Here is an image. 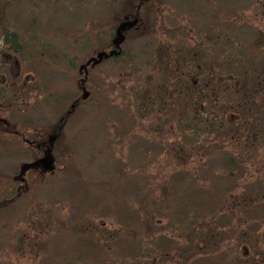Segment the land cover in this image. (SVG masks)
I'll return each instance as SVG.
<instances>
[{
    "label": "rangeland",
    "instance_id": "374dc122",
    "mask_svg": "<svg viewBox=\"0 0 264 264\" xmlns=\"http://www.w3.org/2000/svg\"><path fill=\"white\" fill-rule=\"evenodd\" d=\"M160 2L83 100L80 65L138 3L0 0V73L13 55L36 78L0 83V264H264V0ZM198 61L221 76L206 124L185 74ZM62 115L55 172L7 201L25 139Z\"/></svg>",
    "mask_w": 264,
    "mask_h": 264
},
{
    "label": "flooded vegetation",
    "instance_id": "af4514ba",
    "mask_svg": "<svg viewBox=\"0 0 264 264\" xmlns=\"http://www.w3.org/2000/svg\"><path fill=\"white\" fill-rule=\"evenodd\" d=\"M120 1V0H119ZM151 0H135L136 3H133L135 7L138 9L137 13L134 14L133 17L129 15L125 20L122 21H114L110 24V27L112 29L113 36L111 37V41L109 45L100 46L96 49L95 54L93 57H90L86 62H90L85 69H80L79 67V74L82 76L79 78L78 81L79 88L82 91L88 90L94 88L96 86L95 78H93V71H95L96 68H98L100 65H104V63H107L109 61L118 60L125 55V45L126 41L128 40V35L126 32L128 30L131 31H145L146 28L139 27V22H141L139 16L141 9L149 6ZM161 0H158L159 4ZM154 4L156 1H153ZM152 4V5H154ZM122 25H127L124 30H119ZM202 28V29H201ZM195 28L189 29L188 32L193 33ZM201 29V30H200ZM205 29L202 27L198 28L199 33L202 34V32ZM116 33V34H115ZM197 33V32H194ZM114 34L116 36H114ZM126 34V35H125ZM220 38V37H219ZM116 39V40H115ZM100 52L107 53L106 55H109V58L103 59V61L100 64H96L95 62L97 59L96 56ZM10 59H14L16 68L14 70L13 67L8 65H4L3 70L0 73L1 77V85L4 88H26L29 84L33 83L35 80V77L32 74H23L22 66L21 64L16 61L17 59L13 57V55L7 56ZM192 62V61H191ZM197 63V62H196ZM186 77L187 84L189 86L190 95L191 98V108L193 111L196 112L193 119L199 120L201 119L200 123L205 124V121L208 118V114L210 112V99L211 98H218L220 96L221 92V76L216 75L215 72L212 71V73L209 72V70H205L204 66L201 64L200 61L196 65L189 64L188 68L186 69ZM161 85L157 87L158 93L155 95V97H158L161 105H165L168 103H171L172 100L169 98L167 99V102L164 101V96L170 94L171 89L167 88V84H158ZM88 87V88H87ZM166 87V89H164ZM162 88V89H161ZM156 91V90H155ZM148 92L150 93V89H148ZM147 95L148 93L145 92ZM144 94L143 97H146ZM219 99V98H218ZM75 102H78L76 100ZM80 103V102H79ZM75 104V103H74ZM73 106V105H72ZM64 115V114H63ZM63 115L60 116L59 122L56 124V126L53 128L52 131L49 132L48 137L41 140H35V139H25L24 144L28 149V153H30V156L27 160H25L22 164H19L18 172H16L15 175H11V182L10 186H7L8 190L11 191L12 194L11 198L7 201H11L13 196L21 195V193H28L31 190V187H34V183H39V177H43L46 174H52L56 170L57 161L55 158V153L57 152L56 146H59L60 138H63V132L64 131V125L65 120L63 119ZM203 116V118H202ZM242 120V117L240 118V121ZM194 123H191L190 127H193ZM33 133V131H32ZM257 136V135H256ZM9 140V139H6ZM1 141V140H0ZM3 142V140H2ZM34 149H37V153H33ZM49 157L51 160H53L54 163H52L55 166V170L52 173H48L45 169L44 160L45 158ZM6 201V202H7ZM4 201H0V203H3ZM5 202V203H6Z\"/></svg>",
    "mask_w": 264,
    "mask_h": 264
},
{
    "label": "water",
    "instance_id": "95a60500",
    "mask_svg": "<svg viewBox=\"0 0 264 264\" xmlns=\"http://www.w3.org/2000/svg\"><path fill=\"white\" fill-rule=\"evenodd\" d=\"M125 28V26H123L122 27V29H124ZM121 29V30H122ZM99 60L98 61H96V64H98V63H100L102 60H103V57H107V55L106 54H104V53H102V54H99ZM88 95L87 94H85L84 95V98H86ZM44 163H45V169L46 170H50V171H52L53 169H54V167H53V161L49 158V157H47V158H45V160H44Z\"/></svg>",
    "mask_w": 264,
    "mask_h": 264
},
{
    "label": "bare ground",
    "instance_id": "6f19581e",
    "mask_svg": "<svg viewBox=\"0 0 264 264\" xmlns=\"http://www.w3.org/2000/svg\"><path fill=\"white\" fill-rule=\"evenodd\" d=\"M14 43H15V47L16 46H18L17 44H18V38L15 36V41H14ZM19 50L21 49L20 47H17ZM23 48V47H22ZM90 62H84L83 64H81L80 66V69L82 68V69H85L88 65H90L89 64Z\"/></svg>",
    "mask_w": 264,
    "mask_h": 264
},
{
    "label": "trees",
    "instance_id": "16d2710c",
    "mask_svg": "<svg viewBox=\"0 0 264 264\" xmlns=\"http://www.w3.org/2000/svg\"><path fill=\"white\" fill-rule=\"evenodd\" d=\"M4 18V17H3ZM4 25L5 26H7V24H5L4 23ZM8 41H10V42H12L13 44H14V46H15V43H14V41H15V36L14 35H11V37L9 36V39H7ZM23 51V50H22ZM91 241V240H90ZM98 240H93V242H97Z\"/></svg>",
    "mask_w": 264,
    "mask_h": 264
}]
</instances>
